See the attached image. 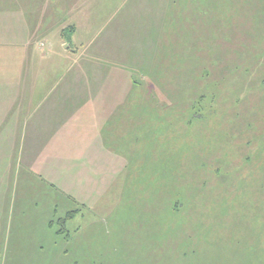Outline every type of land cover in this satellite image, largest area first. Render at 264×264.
<instances>
[{"label": "rangeland", "instance_id": "374dc122", "mask_svg": "<svg viewBox=\"0 0 264 264\" xmlns=\"http://www.w3.org/2000/svg\"><path fill=\"white\" fill-rule=\"evenodd\" d=\"M176 1L66 0L61 23L48 1L58 24L40 97L51 86L43 105L72 108L74 135L38 146L62 177L37 176L36 195L59 203L42 234L17 192L22 144L6 178L19 189L0 193V264H264V0ZM105 88L109 107L140 111L104 112Z\"/></svg>", "mask_w": 264, "mask_h": 264}, {"label": "crops", "instance_id": "0c3cea01", "mask_svg": "<svg viewBox=\"0 0 264 264\" xmlns=\"http://www.w3.org/2000/svg\"><path fill=\"white\" fill-rule=\"evenodd\" d=\"M48 1L0 0V193L3 192V188L7 191V187L9 192H11L12 186L13 189H19L17 184L19 179L8 181L6 178L18 177L19 166L17 163L20 160V150L22 144L27 142L30 147H28L25 163L20 161L24 165L20 167L24 171L23 186L17 192L23 193L24 202L33 201V224L37 226L39 234L53 226L52 218L59 203L58 199L52 196L36 195L41 192L42 186V180L37 176L47 178L51 187L55 188L60 186L57 182L62 177L58 172L47 170L50 163L56 161L55 159L58 157L54 156L50 159L39 154L40 147L38 146L43 143L41 139H57L59 144L65 146L67 138L71 137L69 139L72 140L73 134L65 133V124L67 125L68 122L67 113L71 112L72 108L61 104L43 105L44 98L48 96L51 86L46 89V95L43 98L40 97L44 88V65L50 59V51L55 45L54 42H51L50 34L56 31L58 24L57 20H55L56 23L51 21L50 13L54 12L53 15L60 18V21L66 18V11L71 9L66 0H52V10L50 11L49 8H46L50 4ZM75 28L76 24L73 29L74 35L77 34ZM64 29L61 30L63 36H61V47H65L66 43ZM74 48L76 51L70 48L69 51L80 53L77 47L74 46ZM67 53L65 52L66 56L69 55ZM57 81L58 79H55L54 84ZM36 91H38L37 100L34 99ZM124 92L122 90L118 94L117 100L121 98L117 103L123 102ZM103 96L107 103V108L103 109L104 112L113 114L126 112L123 107L108 106L109 89H104ZM97 108L93 106L90 111L96 113ZM78 109L82 113V106H78ZM93 119L95 120V117ZM99 136L102 139L101 133ZM77 137H80V134ZM35 151L38 153L35 154ZM52 169L54 168L52 167L50 170ZM31 181L37 182V184H30ZM47 192L50 190L46 189L45 193ZM40 201H47L48 205L40 207ZM43 208L46 209L44 215L41 212Z\"/></svg>", "mask_w": 264, "mask_h": 264}, {"label": "trees", "instance_id": "16d2710c", "mask_svg": "<svg viewBox=\"0 0 264 264\" xmlns=\"http://www.w3.org/2000/svg\"><path fill=\"white\" fill-rule=\"evenodd\" d=\"M204 1H208V0H204ZM173 2H174V4L177 2L176 0H173ZM186 3V2H185ZM175 8V10H176V12L178 13V14H180L181 12H183V14H184V12L186 11V10H189V9H187V6H182V5H177V6H175L174 7ZM184 9V10H183ZM172 15H173V19H172V22H173V20L176 18V15L175 14H173L172 13ZM184 28L185 27H187V25L185 24V22L183 23V25H182ZM66 30H67V28H65ZM64 29V32H65V34L67 33V31ZM64 34V35H65ZM71 43L72 44H70L69 45V48L70 49H72V50H74V49H76V48H74V46H75V44L71 41ZM166 48H170V47H166ZM171 50H172V48H171ZM74 51H76V50H74ZM173 51V50H172ZM175 53V52H174ZM164 59L165 60H168L169 58H168V56L166 55L165 57H164ZM161 65H163V67H168V65L167 64H164V63H162ZM135 98H137V95H134L133 96V99H135ZM132 98L131 99H129V101L131 102L132 100H133ZM137 103V104H136ZM146 103H148V104H146V105H148L149 107H154V105L156 104L155 103V100H153V99H150V100H148L147 99V101H146ZM122 104H123V102H122ZM130 106H134V107H127L128 108V110L126 111L127 112V114H129V113H132V112H134V110H136V111H140V109H141V105L142 104H140V102H133V103H130L129 104ZM144 105H145V101H144ZM145 105V106H146ZM135 108H137V109H135ZM155 109L156 110H159L158 108H156V106H155ZM125 112V113H126ZM74 212H70L69 214H68V216H67V219L68 218H72L74 215Z\"/></svg>", "mask_w": 264, "mask_h": 264}]
</instances>
